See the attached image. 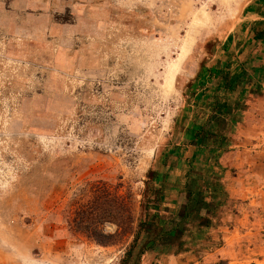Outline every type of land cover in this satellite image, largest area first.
<instances>
[{
	"label": "rangeland",
	"instance_id": "rangeland-1",
	"mask_svg": "<svg viewBox=\"0 0 264 264\" xmlns=\"http://www.w3.org/2000/svg\"><path fill=\"white\" fill-rule=\"evenodd\" d=\"M0 264H264V0H0Z\"/></svg>",
	"mask_w": 264,
	"mask_h": 264
},
{
	"label": "trees",
	"instance_id": "trees-1",
	"mask_svg": "<svg viewBox=\"0 0 264 264\" xmlns=\"http://www.w3.org/2000/svg\"><path fill=\"white\" fill-rule=\"evenodd\" d=\"M256 34L254 35V38ZM92 197L73 209L69 220L70 227L85 234L97 244L106 245L112 238L124 233L135 234L132 242L136 240V233L133 227V208L131 206L130 194H113L104 186L96 187L91 191ZM147 198V197H146ZM154 199V198H153ZM152 199V200H153ZM147 202L149 200H146ZM155 201V200H154ZM147 204H144L146 206ZM103 222L113 223L116 230L113 233L102 231ZM139 224V229L142 226ZM157 238L153 237V241ZM153 241H150L151 244ZM151 246H147L149 248ZM130 254V249L125 251V259ZM124 258L122 260H124Z\"/></svg>",
	"mask_w": 264,
	"mask_h": 264
}]
</instances>
